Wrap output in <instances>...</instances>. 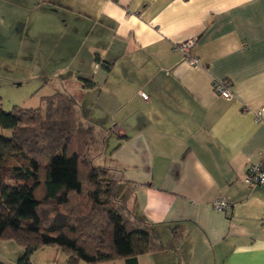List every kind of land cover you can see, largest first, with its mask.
Here are the masks:
<instances>
[{
	"label": "crops",
	"instance_id": "crops-1",
	"mask_svg": "<svg viewBox=\"0 0 264 264\" xmlns=\"http://www.w3.org/2000/svg\"><path fill=\"white\" fill-rule=\"evenodd\" d=\"M16 39L107 131L100 167L165 246L137 264H264V187L242 182L264 166V0H0V47Z\"/></svg>",
	"mask_w": 264,
	"mask_h": 264
},
{
	"label": "trees",
	"instance_id": "trees-1",
	"mask_svg": "<svg viewBox=\"0 0 264 264\" xmlns=\"http://www.w3.org/2000/svg\"><path fill=\"white\" fill-rule=\"evenodd\" d=\"M80 101L60 91L37 108L4 112L0 98V130L10 132L0 133V240L20 246L16 264H32L48 246L67 264H137L165 249L152 226L116 200L112 173L91 165L89 147L99 151L107 131L84 121Z\"/></svg>",
	"mask_w": 264,
	"mask_h": 264
},
{
	"label": "rangeland",
	"instance_id": "rangeland-1",
	"mask_svg": "<svg viewBox=\"0 0 264 264\" xmlns=\"http://www.w3.org/2000/svg\"><path fill=\"white\" fill-rule=\"evenodd\" d=\"M19 42L20 40L16 39L13 48L0 47V98L4 112L11 111L14 106L24 109L37 108L42 97L53 94L54 85L47 83L50 78L48 76L53 74L52 72L55 74L59 72L54 71L52 64L41 65V54L36 48L32 52L30 50L31 53H29L27 48L24 49ZM48 56L51 55L48 54ZM0 133L5 137L10 135L9 131L0 130ZM104 146L105 144L97 152L93 151V146L89 147L91 165L111 172L112 177L119 183V176L116 173L100 167L103 161ZM116 200L121 203L117 197ZM21 251L20 246L13 240H0V264H16L17 258L20 257H17V254ZM66 260L65 253L53 246L41 248L31 257L32 264H67ZM78 264L86 263L79 262Z\"/></svg>",
	"mask_w": 264,
	"mask_h": 264
},
{
	"label": "built area",
	"instance_id": "built-area-1",
	"mask_svg": "<svg viewBox=\"0 0 264 264\" xmlns=\"http://www.w3.org/2000/svg\"><path fill=\"white\" fill-rule=\"evenodd\" d=\"M195 45V41L193 39L178 43L175 46V49L180 51L181 53L185 54L187 57L191 48ZM190 63L196 64L197 60L193 57L189 58ZM230 84L228 81H215L213 83V91L215 95L218 97L229 100L233 97L232 93L230 92ZM138 95L143 99L147 100V95L139 91ZM264 113V107L260 109L257 113H255V120L258 121L262 114ZM243 184L248 187H264V166L259 164L252 165L248 167L245 176L242 179ZM213 209L219 213L226 214L231 209V204L226 199H218L213 203Z\"/></svg>",
	"mask_w": 264,
	"mask_h": 264
}]
</instances>
